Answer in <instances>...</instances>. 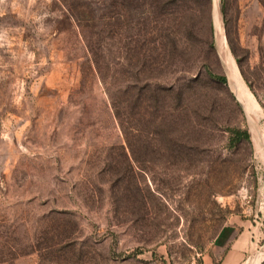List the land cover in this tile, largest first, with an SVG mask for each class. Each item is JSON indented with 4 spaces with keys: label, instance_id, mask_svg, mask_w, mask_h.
Here are the masks:
<instances>
[{
    "label": "rangeland",
    "instance_id": "374dc122",
    "mask_svg": "<svg viewBox=\"0 0 264 264\" xmlns=\"http://www.w3.org/2000/svg\"><path fill=\"white\" fill-rule=\"evenodd\" d=\"M83 34L137 53L123 129ZM235 219L264 264V0H0V264H216Z\"/></svg>",
    "mask_w": 264,
    "mask_h": 264
},
{
    "label": "trees",
    "instance_id": "16d2710c",
    "mask_svg": "<svg viewBox=\"0 0 264 264\" xmlns=\"http://www.w3.org/2000/svg\"><path fill=\"white\" fill-rule=\"evenodd\" d=\"M86 46L88 48V52L91 56V61L95 67V70L100 74V72L104 70H111L113 73L117 72L119 70L122 75H125L124 80H120L118 83L110 84L111 92H109V99L111 102V107L113 110V114L115 118L119 121L121 129H123V121L120 119L122 117V108H121V102L123 97L127 96H134L133 103L137 106V53H136V61L131 60V56L134 55L132 50H120L119 48L115 49V54H117L119 57L122 58L123 63L117 62L119 66V69H115L114 67H110V62L108 60L109 55H111V52L107 51L104 48L105 42H102L101 39H103V36L101 34L97 35V42L94 41L92 36H85L82 35ZM109 37H112L110 35H106ZM122 37V36H121ZM101 40V42H99ZM176 40V39H175ZM174 44L177 45L174 41ZM120 58H118V61ZM130 76H129V75ZM207 76L209 79L213 80L216 79L217 81L223 83V78L215 77L212 74L207 72ZM132 77V78H131ZM196 78L189 80V85H194L197 81ZM229 134L231 135V142H229L230 147H235V145L241 143L240 140H248V134L245 131H241L238 129H230Z\"/></svg>",
    "mask_w": 264,
    "mask_h": 264
},
{
    "label": "crops",
    "instance_id": "0c3cea01",
    "mask_svg": "<svg viewBox=\"0 0 264 264\" xmlns=\"http://www.w3.org/2000/svg\"><path fill=\"white\" fill-rule=\"evenodd\" d=\"M234 223L226 228V232L224 231L221 236L217 237L214 250H218L221 245L223 251L216 264H245L247 254L255 250V239L251 233L256 232V221L250 224L235 219Z\"/></svg>",
    "mask_w": 264,
    "mask_h": 264
},
{
    "label": "bare ground",
    "instance_id": "6f19581e",
    "mask_svg": "<svg viewBox=\"0 0 264 264\" xmlns=\"http://www.w3.org/2000/svg\"><path fill=\"white\" fill-rule=\"evenodd\" d=\"M214 7H215V5H214ZM221 41H222V43H223L222 38H221ZM223 45H224V44H223ZM224 47H225V46H224ZM225 59H226V61H227L228 63L231 64L230 76H231L232 78H234V76H235V72H234L233 64H232L231 59H230V56H229V54H228L227 52H226V57H225ZM226 65H227V64H226ZM227 69H228V68H227ZM239 88H240V86H236V87H234V89H233V91H234V93H235V95H236L237 98H241V93H240L241 90H239ZM245 109H246V111H247L248 113H251V109H250V107H249L248 104L246 105Z\"/></svg>",
    "mask_w": 264,
    "mask_h": 264
}]
</instances>
